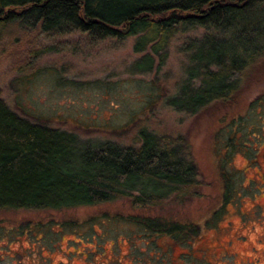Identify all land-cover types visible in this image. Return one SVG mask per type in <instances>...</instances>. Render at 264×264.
<instances>
[{
  "label": "rangeland",
  "instance_id": "obj_1",
  "mask_svg": "<svg viewBox=\"0 0 264 264\" xmlns=\"http://www.w3.org/2000/svg\"><path fill=\"white\" fill-rule=\"evenodd\" d=\"M200 33L176 35L164 64L140 74L133 64L142 56L134 52L136 37L94 42L80 33L45 37L11 26L0 45L3 100L23 117L83 142L138 146L142 129L185 138L199 185L172 216L201 232L191 243L156 238L125 219L143 214L125 200L59 212H2L0 264H264V105L244 121L247 147L234 149L227 167L234 183L228 197L215 152L223 122L245 115L264 93V67L245 82L234 105L222 111L213 105L195 115L178 112L168 99L188 63L180 49L187 36ZM248 147L256 150H249L253 161ZM21 227H32L29 236L7 232Z\"/></svg>",
  "mask_w": 264,
  "mask_h": 264
},
{
  "label": "trees",
  "instance_id": "obj_2",
  "mask_svg": "<svg viewBox=\"0 0 264 264\" xmlns=\"http://www.w3.org/2000/svg\"><path fill=\"white\" fill-rule=\"evenodd\" d=\"M13 25L45 37L80 33L94 42L136 37L134 52L142 56L133 64L140 74L164 64L176 35L201 31L183 40L184 79L168 99L169 106L189 115L234 105L245 82L264 67V0H0V45ZM263 105L264 93L245 115L222 119L216 132L225 197L234 191L227 169L234 149L247 147L245 122ZM138 138V146L83 142L74 133L23 117L0 95V213L59 212L125 200L143 213L125 218L129 223L156 238L193 242L200 227L172 216L197 194L189 142L147 129ZM251 149L249 161L255 159ZM30 228L7 232L24 237Z\"/></svg>",
  "mask_w": 264,
  "mask_h": 264
}]
</instances>
